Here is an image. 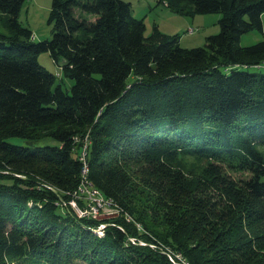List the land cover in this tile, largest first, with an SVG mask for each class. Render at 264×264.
Masks as SVG:
<instances>
[{"label": "trees", "instance_id": "1", "mask_svg": "<svg viewBox=\"0 0 264 264\" xmlns=\"http://www.w3.org/2000/svg\"><path fill=\"white\" fill-rule=\"evenodd\" d=\"M24 1L0 0V264H264V71L247 69L264 67V39L240 44L264 0H157L221 14L193 48L146 35L128 0H52L53 35L35 41ZM86 137L114 214L68 203ZM43 139L56 144L31 146Z\"/></svg>", "mask_w": 264, "mask_h": 264}, {"label": "rangeland", "instance_id": "2", "mask_svg": "<svg viewBox=\"0 0 264 264\" xmlns=\"http://www.w3.org/2000/svg\"><path fill=\"white\" fill-rule=\"evenodd\" d=\"M128 1L132 4L133 15L144 19L146 35H150L153 31V26L157 25L162 32L172 36L179 35V43L185 48L204 46L207 36L220 31V13H196L194 16H190L174 12L163 2L160 3L157 0ZM51 4L52 0H25L22 4L19 20L24 26L33 31V39L35 41L50 39L53 35L52 25L48 23ZM262 24V31L256 29L243 34L240 44L244 46L251 45L264 39V15L262 17ZM190 29H193L194 32L190 33ZM0 30H2L1 27ZM39 62L48 70L59 74L58 80H61L62 88L70 90L74 80L62 76L61 69L53 61L49 52H41L39 54ZM247 69L257 73L264 71V67L256 68L252 66ZM17 143L26 144V142L20 139H17ZM43 144H56V142L50 139H43L35 141L31 146L36 147ZM188 161L189 164H194L195 168L207 164L206 161L195 158H188ZM236 175L240 176L241 174L236 173Z\"/></svg>", "mask_w": 264, "mask_h": 264}, {"label": "built area", "instance_id": "3", "mask_svg": "<svg viewBox=\"0 0 264 264\" xmlns=\"http://www.w3.org/2000/svg\"><path fill=\"white\" fill-rule=\"evenodd\" d=\"M193 32V29H190V33ZM90 142V139L86 137L84 145L82 147V153L80 155V159L84 164V167L82 169L83 179L81 184L79 185V188L71 194V198L68 203L80 217H97L105 213L114 214L115 212H117V209L115 207L117 205L113 201V199L105 197L101 190L93 186L86 177L88 173L87 152ZM79 199L82 200L83 204L80 203ZM103 226L104 224L99 226L97 231L102 232L101 229L103 228ZM131 240L135 242V238H131ZM173 254H170V258L174 263L189 264V262L186 260V258L183 257L181 253Z\"/></svg>", "mask_w": 264, "mask_h": 264}, {"label": "bare ground", "instance_id": "4", "mask_svg": "<svg viewBox=\"0 0 264 264\" xmlns=\"http://www.w3.org/2000/svg\"><path fill=\"white\" fill-rule=\"evenodd\" d=\"M173 253V252H172ZM182 254V253H181ZM180 264V263H179Z\"/></svg>", "mask_w": 264, "mask_h": 264}, {"label": "crops", "instance_id": "5", "mask_svg": "<svg viewBox=\"0 0 264 264\" xmlns=\"http://www.w3.org/2000/svg\"><path fill=\"white\" fill-rule=\"evenodd\" d=\"M165 4V3H164ZM166 5V4H165Z\"/></svg>", "mask_w": 264, "mask_h": 264}]
</instances>
